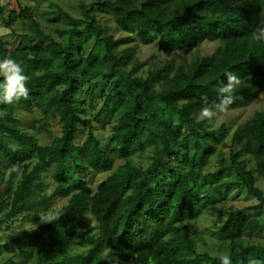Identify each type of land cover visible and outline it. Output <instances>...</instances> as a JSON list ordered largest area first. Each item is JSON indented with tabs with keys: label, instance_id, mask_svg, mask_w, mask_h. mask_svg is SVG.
<instances>
[{
	"label": "trees",
	"instance_id": "trees-1",
	"mask_svg": "<svg viewBox=\"0 0 264 264\" xmlns=\"http://www.w3.org/2000/svg\"><path fill=\"white\" fill-rule=\"evenodd\" d=\"M2 1L0 60L30 79L27 100L0 104V227L37 221L0 243L2 264H264V108L233 131L197 120L227 71L241 78L228 110L264 94V42L251 38L264 0H81L79 17L57 0H12L8 18ZM135 39L179 54L144 61ZM204 42L217 46L204 54ZM20 107L41 118L24 122ZM102 171L94 189L88 177ZM231 193L253 203L217 213ZM204 210L212 226H200ZM48 212L58 219L42 222Z\"/></svg>",
	"mask_w": 264,
	"mask_h": 264
},
{
	"label": "rangeland",
	"instance_id": "rangeland-1",
	"mask_svg": "<svg viewBox=\"0 0 264 264\" xmlns=\"http://www.w3.org/2000/svg\"><path fill=\"white\" fill-rule=\"evenodd\" d=\"M21 1L24 3L27 2L26 0H21ZM80 1L81 0H57V2L66 11H68L71 15H73L74 17H79L81 14V10L79 8ZM12 4H13L12 0H3L2 1L3 17H5V18L9 17V15L11 14V12L13 10ZM100 20L102 22L104 21L107 24H111L112 26H114L113 20H111L105 16H101ZM15 27H16V30L18 31L19 30L18 23H16ZM8 34H10V28L7 27L2 20H0V35L8 36ZM115 34H116V36H119L120 32L115 31ZM10 42L15 43V41H10ZM135 44H138L136 47V50H137L140 58L144 61L150 60L151 57H153L154 60L164 61L166 59L175 57L176 55L179 54L178 53L179 51L160 50L157 45H154V43L143 44L140 41H138L137 39H135L129 45H135ZM126 46H128V45H126ZM216 46H217L216 42H213V43L204 42V43H201L200 48H201L202 53L210 54L211 52H213V50L215 49ZM146 63H147V65L145 66V68H147L150 65V61H148ZM260 108H264V94H260L258 96V98L250 101L248 104L241 106L237 109L228 110L225 113H219L218 116L216 118H214L213 121H211V123L214 126H217L220 123L225 122L229 125L230 130L233 131V130H235L236 126L239 123H241L242 121H244L247 117H249L254 112V110L260 109ZM17 115L22 117L24 119V122H27V123H32L34 118H36V119L41 118L40 113L36 109L26 110L22 107L17 109ZM50 129L52 130L53 134H55V135L60 134L61 125L58 122V120H56V119L50 120ZM100 131L102 132L104 138H106L109 134L108 133L109 130H103L102 131V129H100ZM83 140H84V136L82 134L77 136V142L78 143L81 144L83 142ZM39 141L42 144H48V143H50L51 139L43 131L40 133V140ZM222 147L223 146H221V148ZM134 159L136 162L141 161V162H143V164L147 163L146 156H141L139 154H135ZM119 162H120V160L118 158H116V160H115L116 164L115 165H117ZM108 174H109L108 171L92 172L89 175L88 180H89L90 184L93 186V188L95 189L97 184H99L103 179H105ZM48 181H50L49 178H48ZM77 184L80 185V179L77 180ZM256 185L258 187H260L264 192V177L256 174ZM53 188H54V186L51 185L48 188V191L51 192L53 190ZM228 196L231 198V199L228 198L230 200H227L226 202L223 201L220 203V205L215 207L217 213L219 211L225 212V210H228V209H234L237 207H242V206L248 205L250 203H253V199H247L245 194H243V193L239 194L237 197H234V193H231ZM66 201H67V198H65V197L56 199V201L54 203V208H56V209L60 208L63 204L66 203ZM49 214L50 213L48 212L47 215H42V219L48 218ZM213 218H214L213 214H211L207 210H204L200 216V219H199L200 226H202V227L212 226ZM36 224H37V221H35L34 219H31L28 217L25 218V217H21V216L19 218H17L14 222L8 221V222L3 223V225L0 227V243H4V242L12 239L15 235L20 234L23 231L32 228ZM207 239L212 244V246H214L213 243L218 240L217 236H213V235H207ZM210 248H211V246H210ZM210 248H209V250H210ZM8 257H9L8 254L1 253L0 254V264L5 262V260Z\"/></svg>",
	"mask_w": 264,
	"mask_h": 264
},
{
	"label": "clouds",
	"instance_id": "clouds-1",
	"mask_svg": "<svg viewBox=\"0 0 264 264\" xmlns=\"http://www.w3.org/2000/svg\"><path fill=\"white\" fill-rule=\"evenodd\" d=\"M251 38L257 43L264 42V18L260 19L259 26L252 32ZM0 77L3 78V84L0 86V104L13 105L29 98L27 83L30 77L25 74L17 61L10 57L0 60ZM224 77L226 82L225 79L218 82L220 95L218 102L209 104L206 96L201 97L202 106L197 114L198 121L211 122L219 113L227 112L229 106L235 103L237 99L235 92L241 84V78L232 71L225 72ZM255 202L259 203V201ZM55 219H58V216H50L47 221L42 222L51 223ZM33 227L35 228L36 225ZM219 259L220 264H232L231 256L228 254L221 255Z\"/></svg>",
	"mask_w": 264,
	"mask_h": 264
}]
</instances>
